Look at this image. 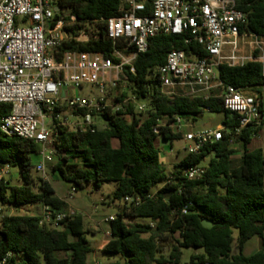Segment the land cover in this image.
Instances as JSON below:
<instances>
[{
  "label": "trees",
  "instance_id": "1",
  "mask_svg": "<svg viewBox=\"0 0 264 264\" xmlns=\"http://www.w3.org/2000/svg\"><path fill=\"white\" fill-rule=\"evenodd\" d=\"M60 9L55 20L63 18L62 11L75 17L71 32L84 30L89 34L86 43H64L62 50L102 53L113 62L114 50L123 51L125 43L115 44L106 37L105 21L120 14L122 0H54ZM140 1V0H139ZM147 11L150 4L146 2ZM236 8L247 15V30L264 36V0H236ZM171 50H182L202 57L195 45H184V36L158 35L150 38L146 52L139 53L133 63L134 72L124 68L127 93L115 98L121 103L127 97L145 104L141 116L134 113V105L117 112L107 107L99 118L103 127L94 132H69L59 129L54 147L56 163L52 172L76 190L92 184L96 188L113 182L115 190L108 199L114 203L124 198L138 199V206L123 207L108 222L109 239L102 251L119 256L108 264H180L183 249H200L202 253L190 257V264H264V150H249L252 138L261 128L250 124L240 134L238 115L226 111L222 100L187 97H167L160 93L156 70ZM129 48L124 52H131ZM219 78L224 85L237 88L264 84L259 63L241 67L219 66ZM264 95H260L259 109L264 115ZM207 108L209 113H222L223 139L208 143L196 155L184 153L167 175L160 160L157 139L171 146L182 139L164 125L174 117L194 122ZM9 104H0V120L10 113ZM83 114L82 112L76 113ZM155 129L159 133L154 132ZM241 147L237 162L234 145ZM38 145L16 136L7 137L0 131V167L17 169L21 185L10 180L0 181V206L20 208L39 205L57 213L68 210L66 202L57 197L50 183L34 178L33 156ZM207 166L203 162L208 158ZM203 166L204 173L187 180L183 171ZM162 186L153 191V186ZM186 206V214L182 213ZM147 219L149 223H138ZM212 224L210 228L202 221ZM41 216L11 215L0 219V262L6 264H87L91 248L86 239L82 216L74 214L58 228L40 224ZM233 231L237 237H233ZM253 237L262 248L246 256L245 244ZM168 247V255L162 254Z\"/></svg>",
  "mask_w": 264,
  "mask_h": 264
},
{
  "label": "built area",
  "instance_id": "2",
  "mask_svg": "<svg viewBox=\"0 0 264 264\" xmlns=\"http://www.w3.org/2000/svg\"><path fill=\"white\" fill-rule=\"evenodd\" d=\"M122 2L120 14L105 21L106 37L114 44L120 40L125 43L123 51L114 50L111 57L118 60L115 63L102 53L62 50L64 43L88 42L89 34L68 29L75 24V17L66 10L62 11L63 18L55 20L60 9L54 0H0V104L11 106L10 113L0 120V131L7 137L16 136L38 145L40 160L33 163V169L40 174H44L56 153L59 129L94 132L98 127L95 119L107 108L106 83L112 88L120 81L126 83L124 68L128 66L133 73L137 54L146 52L149 39L158 35L184 36L185 46L195 45L204 53L199 57L194 52L187 55L182 50H171L156 70L162 95L220 98L226 111L238 115L235 135L250 124L264 128L259 109L264 84L237 88L224 85L219 78V66L241 67L247 63H259L264 78V36L247 30V15L236 8V0ZM129 48L133 51L124 52ZM88 86L95 87L98 96L70 94V89ZM130 103L135 114H144L145 104L133 97L109 108L117 112ZM203 111L209 113L207 108ZM80 112L83 114L76 115ZM69 116H79L80 121L71 123ZM183 121L174 117L169 125H160L180 133ZM154 132L158 134L159 130ZM222 139V126L187 132L182 135V150L196 155L204 145ZM10 169L7 165L0 167V181L9 176ZM203 173V166H192L183 171V176L191 181ZM123 203L125 207L138 206L139 200L126 197ZM186 209L184 206L182 213L186 214ZM74 214L72 210L57 213L42 207L40 224L58 228ZM112 220L113 216H109L105 222ZM0 264H6V258Z\"/></svg>",
  "mask_w": 264,
  "mask_h": 264
},
{
  "label": "rangeland",
  "instance_id": "3",
  "mask_svg": "<svg viewBox=\"0 0 264 264\" xmlns=\"http://www.w3.org/2000/svg\"><path fill=\"white\" fill-rule=\"evenodd\" d=\"M106 94L104 103L107 107H111L115 105V98H119L122 93H127L128 86L127 83L120 81L117 83L116 87L112 88L109 83H106ZM70 94H78L80 96H98V90L95 87L88 86L82 90H73L70 89ZM264 104V98H263ZM70 115L67 113L66 115ZM224 116L222 113H204L201 117L196 118L194 122L189 120L188 123L183 121V126L181 128L180 134H185L187 132H195L203 129H215L221 125ZM69 122L80 121L79 116H69ZM98 127H103V122L101 119H95ZM71 132L70 128L67 129ZM264 131V128L263 130ZM261 137L252 138V143L250 145V149L259 148ZM157 147L160 149V160L163 162L165 166V173L170 175L174 171V165L184 156V151L182 150L184 143L182 140L173 141L171 143V149L168 144H164L163 146L160 138L156 141ZM234 147L239 150L241 149L240 145L235 144ZM210 157H208L204 162L203 166H207ZM33 163H36L40 160V157L35 155L32 158ZM237 162V159H233ZM56 163V157L53 156L52 162L46 165L44 174H40L33 169L32 175L34 178L42 179L47 181L52 186L54 193L57 197L66 200L74 209L77 214L82 215L85 220V229L92 232L90 235H86V239L88 240L89 246L94 247V255H90L88 259V264H108L110 262H115L119 260V256L110 255L102 251V246L105 245L106 241L109 239V235L102 234L98 231H95L94 226L97 228V224L100 227L107 228V222L104 223V218H107L109 215H116L118 211L123 207L122 202H114L112 203L108 196L112 194V192L116 188V184L113 182L104 183L101 187L96 188L92 184H87L83 189L76 190L72 188L68 183L63 182L57 174L52 172V168ZM5 180H10L12 185H21L22 182L17 176V169L11 168L9 176L4 178ZM162 183H158L153 186V191L160 188ZM73 190V192L71 191ZM72 194V195H71ZM71 195V197H69ZM42 213V207L39 205H30V206H21L20 208H9V207H1L0 206V219L3 216H11V215H28V216H39ZM138 223L147 224L149 220L147 219H137ZM99 230V229H98ZM108 231V230H107ZM233 237H237V232L233 231ZM259 248H262L261 243L256 237L251 238L244 246V254L246 256H251ZM168 247H164L162 254L164 256L168 255ZM202 250L200 249H183L182 250V259L180 264H190L189 259L194 254H200Z\"/></svg>",
  "mask_w": 264,
  "mask_h": 264
},
{
  "label": "crops",
  "instance_id": "4",
  "mask_svg": "<svg viewBox=\"0 0 264 264\" xmlns=\"http://www.w3.org/2000/svg\"><path fill=\"white\" fill-rule=\"evenodd\" d=\"M263 119H264V115H263ZM220 126H222V124L221 125H219V127ZM263 129H261L260 131H259V133H258V135L256 136V137H261L260 139H261V141H260V146H259V148H253L252 150H254V149H262V150H264V131H262ZM251 143H252V140H251V142H250V145H251ZM162 144H163V146H165L164 144L165 143H163L162 142ZM250 145H249V147H250ZM248 147V149L249 150H251L250 148ZM170 149H171V146H170ZM234 149L237 151V153L232 157V159H234V158H236L237 160L239 159V156H240V151H241V149L239 148V150L238 149H236V147H234ZM65 202H66V204H67V206H68V210H72V211H75L74 209H72L71 208V206H69V204H68V202L66 201V200H64ZM75 214H77L76 212H75ZM39 215H41V214H39ZM82 216V215H81ZM109 216H112V215H109ZM108 216V217H109ZM82 219H83V217H82ZM105 219L106 218H104V220H103V222L104 223H106L105 222ZM83 223H84V225H85V220L83 219ZM107 225V228H108V224H106ZM95 231H98V232H100V233H104V234H108L109 233V231H107L108 229H106V228H102V227H100L99 226V224H97V228L94 226V228H93ZM99 229V230H98ZM90 234H92V232H90V231H88V234L87 235H90ZM258 239V238H257ZM259 240V239H258ZM88 241V240H87ZM259 242H260V240H259ZM102 247H104V246H102ZM91 248V253L88 255V259H89V256L90 255H94V253H95V249H94V247H90ZM261 248H259L257 251H259ZM87 264H88V260H87Z\"/></svg>",
  "mask_w": 264,
  "mask_h": 264
},
{
  "label": "water",
  "instance_id": "5",
  "mask_svg": "<svg viewBox=\"0 0 264 264\" xmlns=\"http://www.w3.org/2000/svg\"><path fill=\"white\" fill-rule=\"evenodd\" d=\"M55 11H58V8L55 9ZM202 225L206 228H210L212 226V224L206 220L202 221Z\"/></svg>",
  "mask_w": 264,
  "mask_h": 264
}]
</instances>
